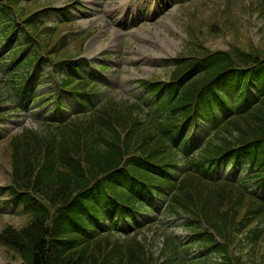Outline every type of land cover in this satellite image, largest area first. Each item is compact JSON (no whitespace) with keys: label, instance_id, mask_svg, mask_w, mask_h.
<instances>
[{"label":"trees","instance_id":"obj_1","mask_svg":"<svg viewBox=\"0 0 264 264\" xmlns=\"http://www.w3.org/2000/svg\"><path fill=\"white\" fill-rule=\"evenodd\" d=\"M19 1L9 0L5 7L0 0V13L5 14L6 18L11 16L9 20L15 22V16H21L25 12L19 8ZM36 16L35 14L27 17L21 22L22 27L17 25L16 29L25 30L29 35H33L34 31L30 30H36L39 26L34 18ZM245 56L248 60L252 57L249 54ZM209 60L210 62L202 63L200 69H196L200 73L194 77L192 86L187 88L186 94L179 98L177 101L179 104H185L187 97L192 98L196 87H207L205 83L212 82L218 72L233 63L227 54L223 53L217 54L215 58L210 57ZM180 70H184V67H180ZM252 70L264 78V61L256 63ZM122 103L115 102L116 106L111 108V112L99 116L97 127L78 118L56 126V130L48 132L44 130L40 134L14 141L12 155L14 185L7 189L13 194V198L22 202L32 212V217L21 229L13 226L6 228L2 237L20 249L26 260L22 264H121L117 258L120 257V253L123 256L129 255L122 258L127 260V264L151 263L143 245L135 238L126 244L125 250L123 243L120 241L111 243L108 237L103 240L87 241L85 247L64 255V249L57 245L58 227L56 230H52L55 226L51 229L46 227L49 210L45 204L57 207L66 203L71 194L80 190L91 178L95 179L107 173L125 157H128L126 171L139 175L129 177V181L153 184L155 180L160 182L168 180L166 172L171 163L164 158L174 152L172 148L168 151L164 149L166 146L164 138L167 142L170 132H163L162 135V128H157L156 130L160 129L159 135L163 137H154L158 134L155 131L147 134L148 129L156 125L153 123L144 125L135 114L134 104ZM166 105L173 110L176 103H165L161 107L166 109ZM180 120L182 117L178 121ZM118 130L123 133L122 136ZM238 149L249 151L250 163L256 168L249 176V180L253 181V185L263 187L264 96L255 107L244 113L239 112L222 124L220 133H217L213 143L207 148L205 158H218ZM147 163L159 164L155 173H152L150 169L153 168L148 167ZM116 195L122 198L123 192L119 191ZM175 200L180 203L193 202L191 212L193 217L203 219L210 229L225 239V242L245 244L246 239L255 245L264 237V225L261 224L264 222V200L257 198L245 184L228 180L212 183L194 176H186L179 185ZM242 211L244 214L240 217ZM255 220L262 226L258 227V224L250 227ZM239 234L243 238L236 242V236ZM257 245L250 248L246 259L244 256L243 259L238 258L237 263L264 264V259L255 262L256 255L262 258ZM225 250L226 247L218 249L224 256L226 254L224 261L226 259L227 264H230L229 259L234 257ZM151 258L153 259V256Z\"/></svg>","mask_w":264,"mask_h":264},{"label":"rangeland","instance_id":"obj_2","mask_svg":"<svg viewBox=\"0 0 264 264\" xmlns=\"http://www.w3.org/2000/svg\"><path fill=\"white\" fill-rule=\"evenodd\" d=\"M43 4L80 5L74 10V25L90 30L92 37L70 48L89 65H110L105 74L120 87V97L137 86V79L168 78L172 68L166 67L165 59L192 47L234 50L242 45L246 51H264V0H36L31 7ZM24 121L37 125L29 116ZM2 147L0 186L11 180L10 147ZM25 221L24 216L3 213L0 232L7 224L20 226ZM258 249L262 258L256 255V263L264 259V239ZM10 255L0 246V263L11 260Z\"/></svg>","mask_w":264,"mask_h":264}]
</instances>
